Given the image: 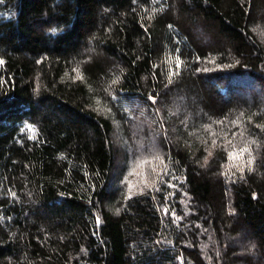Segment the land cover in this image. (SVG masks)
I'll use <instances>...</instances> for the list:
<instances>
[{"label":"trees","instance_id":"16d2710c","mask_svg":"<svg viewBox=\"0 0 264 264\" xmlns=\"http://www.w3.org/2000/svg\"><path fill=\"white\" fill-rule=\"evenodd\" d=\"M0 61V264H264V0H0ZM140 102L184 221L114 174Z\"/></svg>","mask_w":264,"mask_h":264},{"label":"rangeland","instance_id":"374dc122","mask_svg":"<svg viewBox=\"0 0 264 264\" xmlns=\"http://www.w3.org/2000/svg\"><path fill=\"white\" fill-rule=\"evenodd\" d=\"M170 67L172 71H175V68L178 67V63H170ZM240 85V82H236L234 85ZM113 97L118 101L117 96L113 94ZM154 101V100H153ZM127 110L129 118L135 121L138 127V136L139 133L149 134L152 133L151 139H146L144 142L137 144L134 148H130L129 146H125V140L123 137H118L114 141L115 147L118 152V162L115 164L114 174H118L121 170V177L119 179V184L124 187L127 194H134L135 192L143 191L147 188H152L154 191H165L166 188L168 194L167 196V209L165 212H168V209L172 211V214L175 216L176 220L184 221V216L180 215L181 212L180 205L185 212H189L191 208L190 199L187 191L180 185V181H182L181 176L173 177L172 173L169 170L170 162H168L167 155L165 154V150L163 145L158 142L155 138L156 135L161 134L162 130H166V124L162 121V125L156 123L153 119V112H155V108L146 105L145 103H138L129 107ZM242 129V128H241ZM209 130V129H208ZM236 134V133H235ZM237 138L236 135H226L219 136L220 140H224L225 143L228 144V148H231L229 153L235 151L237 153V158L228 159V163L226 164L227 169L231 172L234 168L242 170L248 166V160L251 158L253 161V152L249 148L248 144H242L238 146V143H232L231 141ZM243 137L246 139L244 142L249 143L252 142L250 140H254L249 134H244ZM218 140H215V142ZM250 144V143H249ZM247 148L248 151L241 153L240 149ZM159 157V159H157ZM126 159V163H120L119 161H123ZM123 168V169H122ZM225 168V167H224ZM230 174V173H229ZM228 174V175H229ZM167 184L164 186V184ZM172 200L174 203L179 204L173 207L169 200ZM213 235H208V240H204V245L206 250V255L209 256L208 251L212 248ZM210 257V256H209Z\"/></svg>","mask_w":264,"mask_h":264},{"label":"snow or ice","instance_id":"6c2138e0","mask_svg":"<svg viewBox=\"0 0 264 264\" xmlns=\"http://www.w3.org/2000/svg\"><path fill=\"white\" fill-rule=\"evenodd\" d=\"M0 63H2V61H0ZM29 130H32L31 126H29ZM246 151H248L247 148L240 149L241 153L246 152ZM229 156H230V158H237V153L235 151H233V152L229 153ZM157 159H159V157H157ZM251 163H252V159L250 158L248 160V164L251 165Z\"/></svg>","mask_w":264,"mask_h":264}]
</instances>
